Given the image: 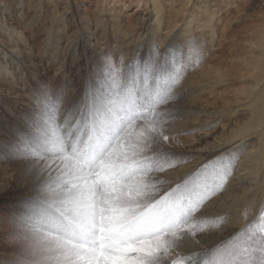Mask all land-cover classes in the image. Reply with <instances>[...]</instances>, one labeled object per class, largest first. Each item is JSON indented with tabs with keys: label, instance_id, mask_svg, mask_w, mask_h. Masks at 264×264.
Listing matches in <instances>:
<instances>
[{
	"label": "rangeland",
	"instance_id": "374dc122",
	"mask_svg": "<svg viewBox=\"0 0 264 264\" xmlns=\"http://www.w3.org/2000/svg\"><path fill=\"white\" fill-rule=\"evenodd\" d=\"M7 1L26 5L24 10L15 9L11 19L8 13H0V39L18 41L20 50L19 56L12 55L0 44V259L3 253L10 264H91L79 259L70 238L63 236L74 207L68 205L70 191L47 194L50 187L65 185L59 178L51 183L43 180L51 162L61 164L69 158L86 170L89 175L82 173V177L92 182L94 189L89 194L96 197L97 206L100 196L96 189L104 186L105 172L112 167H118L123 178H132L141 165L163 157L161 153L169 146L172 152L187 151L215 140L227 144L226 152H219L220 160L193 163L195 159H188L183 164L188 170L185 180H179L168 195H182L189 216L190 210L206 201L195 194L194 178L212 169L222 170L225 164L229 172H258L262 183L254 189L255 194L261 193L264 106L255 97L261 91L264 71L254 73L252 69L257 55L264 60V6L258 5L260 0H241L247 16L235 23L232 7L228 14L224 12L227 17L208 19L197 8V0H189L185 7L177 0L173 5L182 9L176 14L179 26H169L165 12L160 26L150 33L145 32L154 18L150 0ZM190 19L194 25L203 24L206 32L194 34L191 42L186 38L173 41L175 33L184 31L182 23ZM119 25L121 30L116 29ZM250 38L254 39L252 48L247 42ZM170 45H174L172 49ZM244 96L253 98L249 106L259 103L261 127L250 128L253 115L238 104ZM82 147H88L90 154L102 152L95 169L73 156ZM132 149L143 156L135 159V169L130 172L122 165L133 161L129 157ZM244 155L247 157L239 163ZM176 156L168 159L169 167L175 168ZM105 166L110 168L105 171ZM152 207V213L164 212L159 205ZM95 215L98 217V211ZM244 216L232 215L233 227L221 233L224 243L211 249L205 264H232L240 255L253 257L254 251L264 260V207L252 215L251 224H246ZM183 221L180 224L187 222ZM258 222L263 228L256 227ZM163 233L149 238L159 239ZM251 247L253 254L244 252ZM143 255L141 264L157 259ZM105 256L96 263L104 264Z\"/></svg>",
	"mask_w": 264,
	"mask_h": 264
},
{
	"label": "bare ground",
	"instance_id": "6f19581e",
	"mask_svg": "<svg viewBox=\"0 0 264 264\" xmlns=\"http://www.w3.org/2000/svg\"><path fill=\"white\" fill-rule=\"evenodd\" d=\"M150 1H152L151 15H154V18L149 20L150 22L148 23L147 28H145V32L150 33L156 31V27L160 26V17L165 12H167L165 13V15L167 14L169 19L168 25L179 26L176 22L178 17L176 14L180 15V11H182V9L177 8L176 10L173 5L177 0H167V3L165 5L162 3L160 4L158 0ZM179 1L182 3L183 7H185V5L190 2L189 0ZM197 2V8H199L200 10H204L208 19H213L214 17L221 16L222 14L223 18L227 17V11L230 9V7H232V9L236 11V13L232 17L234 19V23L236 20L241 21L244 16H247V12L243 4L241 3V0L235 2H230V0H197ZM5 4H8L10 6L12 12L5 9ZM20 5H23V7H19L16 2L15 4H12L7 0H0V13H8V17L9 19H11L13 17L14 10H24V5L26 4L20 3ZM258 5L264 6V0H260L258 2ZM224 12H226L227 14ZM171 16H174V18ZM218 24L220 23L217 22L216 25ZM151 25H153L154 27H151ZM7 27L8 29H10L11 26L8 24ZM181 27L184 31L175 33L172 39L175 42L181 38H186L188 42H191L192 36L194 34L197 36H202L206 32L203 24L197 23L194 25V21L192 19L188 21L185 20L182 23ZM116 29L121 30V25L117 26ZM146 36L147 35H143L142 37ZM262 38L264 37L262 36ZM21 40H24V37H21ZM140 40L142 41L141 37ZM253 40L254 39L251 40V38L247 39V42L249 43V46L251 48L254 45ZM130 41L133 42V39L131 38ZM0 44L2 48H7L12 53V55H20L18 41L17 43H9L0 39ZM173 46L174 45H170V48L172 49ZM261 56L257 55L256 58H260ZM258 58L257 60H259ZM28 59L29 57H26L25 60L28 61ZM256 61L254 64V68H252L254 73L255 71L263 73L264 60L260 59L258 62ZM262 83L263 84L261 91L255 98H257V101L264 106V82ZM186 91L184 92L186 93ZM247 97L248 96H244L239 99V107H241L240 109L244 112L250 111L252 113L253 116L250 122V128L261 127L262 120L260 121L259 116L260 105L259 103L250 104L251 109L249 110V102L253 98L247 100ZM263 137L264 134L261 136V138ZM262 143H264V141ZM226 148L227 144L215 140L214 142H207L203 147L195 146L191 150L187 151L179 149L175 150L177 152H172L171 147L169 146V148H167L169 150L163 151L165 152V154L161 153L162 155H164V158L158 157V161L161 163L153 160L154 162H150L148 164H140L141 166L139 168L137 167L138 169L133 172V174H135V177H129L126 179L123 178L122 171L119 170L118 167H112L111 169H109L110 166H105L104 170H109L105 172L106 176L103 178L104 186L96 189L95 193L100 196V198H98L97 206L95 203L96 197L94 196L95 198H93L91 197V194H89L90 190L92 189L89 183L91 181H86L84 180V176L82 177V173H86L88 175L89 173L86 170L82 169L79 164L69 158L61 164H59V162L49 163L46 167V170H44L43 172V180L46 183H51L54 181V179L59 178L65 184L50 187V189L46 191L48 195H55L59 192H71V196L68 197V205L72 206V208L74 207V211L71 216V224L68 225L64 230L63 236L64 238H70V243H72L75 247V255L84 262L90 261L91 264H100L96 263L97 261H100V256L96 249H91L88 246H83L81 244V240H79V243H77L76 232L78 229L81 231L85 229L91 233L92 230L97 229V227H101L107 233H121L125 229H130L132 233L140 239L128 245H124L119 249H116L115 251H113L112 257L107 254L103 258L104 264H141L142 260H139V258L140 255L142 256V254L157 257V259H155L152 264H205L208 261L206 257L210 253L211 249L216 247L219 242L224 241V236H222L221 233L226 229H230L233 227L231 219L232 215L244 214L246 224H251V222L253 221L252 215L257 213L258 210L262 208V206L264 207V185L261 186L262 188L259 187L261 193L255 194L254 189L258 188V184L260 182V178L258 176L259 174H257L258 172L256 173L253 172V170L242 169L238 171L233 170L234 172L230 171L229 173L227 172V174L222 173V170H219V168H217L212 169L208 174H201L197 178H194V182L192 184L198 186L195 194L199 199L206 201L200 203L197 207L190 210L189 216L186 214V211H184L186 204L182 199V195L171 198L172 196H169L168 194L169 192H172V188L176 186V183L179 180H185L184 172L188 170L187 164H183L186 163L188 159H195L192 161L193 163L197 160H201L203 162H215L214 160L219 161L220 157L222 156V154H220L219 152L224 150L226 152ZM131 151L129 157H132L133 161H126V163L122 165L127 166L130 172L135 169V166L133 165L134 161H136L137 159H142L143 156V154L139 151L133 149ZM123 153L118 154L123 155ZM126 155H128V153ZM175 155H177L176 159H174L175 165H173L175 168L169 167L171 165H169L170 163L168 164L167 161L171 156ZM117 157L119 156H116V158ZM246 157L247 156L244 155L239 163L243 162ZM260 158L262 159V157ZM261 161L257 162L260 163ZM256 164L262 165L258 163ZM193 165L188 166V168L192 167ZM159 166H162V170L160 169V172H154V170L156 168H159ZM258 170L259 169H257L256 171ZM142 171H144V173H141ZM86 178H88V176ZM261 183L262 182H260V184ZM110 185H112L114 188H109ZM200 185H202V188L199 187ZM175 188H177V186ZM132 199H134L136 203L134 205L132 203L127 204ZM117 200H121V202L123 201V203L117 202ZM158 205L164 210V212L159 215L150 211V209L153 208L152 206L157 207ZM174 208H178L179 210H175ZM96 211H98V217L95 215ZM185 218L188 219L184 220ZM182 221L187 222L184 224H180ZM256 227L263 228L261 227L260 222L256 224ZM174 228L177 229L173 232L172 230ZM169 231L172 232L169 233ZM161 232H164L161 238H149L150 235L159 234ZM94 238L95 235L93 236V239ZM253 251L254 248L251 247L249 250H245L244 252L253 254ZM139 252L143 253L137 255ZM1 254L2 259H0V264H10L8 260H5L6 255L3 256V253ZM250 261H252L253 264H264L263 256L256 251H254L253 257L251 255L238 256L232 262V264H250Z\"/></svg>",
	"mask_w": 264,
	"mask_h": 264
},
{
	"label": "snow or ice",
	"instance_id": "6c2138e0",
	"mask_svg": "<svg viewBox=\"0 0 264 264\" xmlns=\"http://www.w3.org/2000/svg\"><path fill=\"white\" fill-rule=\"evenodd\" d=\"M222 170H227L229 172V165L225 164L223 167H221Z\"/></svg>",
	"mask_w": 264,
	"mask_h": 264
}]
</instances>
